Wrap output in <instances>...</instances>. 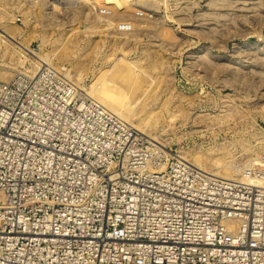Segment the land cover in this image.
<instances>
[{
	"label": "built area",
	"instance_id": "built-area-1",
	"mask_svg": "<svg viewBox=\"0 0 264 264\" xmlns=\"http://www.w3.org/2000/svg\"><path fill=\"white\" fill-rule=\"evenodd\" d=\"M0 264H264V150L226 180L54 67L0 79Z\"/></svg>",
	"mask_w": 264,
	"mask_h": 264
},
{
	"label": "rangeland",
	"instance_id": "rangeland-1",
	"mask_svg": "<svg viewBox=\"0 0 264 264\" xmlns=\"http://www.w3.org/2000/svg\"><path fill=\"white\" fill-rule=\"evenodd\" d=\"M0 27L30 50L0 41L3 81L51 66L101 104L115 81L130 127L236 178L264 150V0H0Z\"/></svg>",
	"mask_w": 264,
	"mask_h": 264
},
{
	"label": "bare ground",
	"instance_id": "bare-ground-1",
	"mask_svg": "<svg viewBox=\"0 0 264 264\" xmlns=\"http://www.w3.org/2000/svg\"><path fill=\"white\" fill-rule=\"evenodd\" d=\"M0 30H1V32H3V36L0 39L1 42H3V43H10V40H13V41L17 42L21 46V48H18V50L20 49V51H24V50L25 51H30L19 40H17V38H15V36H14L13 33H11L10 31H7V30H5V29H3L1 27H0ZM40 60H41L40 62H42V64H44V65L47 64L48 65V61L47 60H45V59H40ZM123 77H124V74H123ZM135 80L136 79H134L132 81H135ZM134 84H135V82H134ZM121 89H122V87L120 88V86H119V84L117 82L111 81V80H106V81H104L102 83L101 87L98 89V91H96L94 93V95L97 98H99V100L102 102V104H104L105 106H107V107L115 110L122 117V120L124 122H126L127 124H129L130 126L136 128V129H138V127L133 124L132 118H133V115L134 114H132V107H131V105H128V102H127L128 95L126 94V91L124 92ZM131 91H133V90H131ZM135 91H136V89H135ZM155 142H157V141H155ZM158 145H161L163 148L166 147L165 145H162L160 143H158ZM176 156L180 157L181 159H183L184 161L188 162L192 166H194V167H196L198 169H201L202 171H204L206 173H209L210 175H213V176H216V177H220V178H223V179H226V180H235V179H237L236 178V175H237V173H239L238 172L239 171V167L238 166H237L238 168L236 169V167L234 168V165L233 166H231V164L230 165H227L224 162L223 159L219 160L218 162L212 163V167H209L208 168V167H204L203 164H201V163H195V164L194 163H191V162L187 161L181 155H178L177 154ZM231 160H232V158H231Z\"/></svg>",
	"mask_w": 264,
	"mask_h": 264
}]
</instances>
